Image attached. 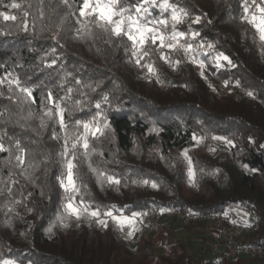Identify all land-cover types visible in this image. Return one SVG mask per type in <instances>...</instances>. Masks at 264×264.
Returning a JSON list of instances; mask_svg holds the SVG:
<instances>
[{"label":"trees","instance_id":"obj_1","mask_svg":"<svg viewBox=\"0 0 264 264\" xmlns=\"http://www.w3.org/2000/svg\"><path fill=\"white\" fill-rule=\"evenodd\" d=\"M11 2L0 4V11L17 17L15 21L0 17V77L11 73L9 79L17 77L30 86L35 103L19 100L18 90L9 93L7 83L0 85V131L7 132L3 139L13 156V141L20 140L26 149L27 170L21 175L10 153L0 152V180L9 181L11 174L16 181L0 183L4 189L0 262L195 264L174 232L158 234V240H172L168 253H163L157 241L145 235L135 247L130 246L113 222L105 227L95 218L82 216L79 221L66 219L67 227L61 224L66 193L58 180L57 161L62 141L52 139V132L62 135V131L52 121L41 128L39 120L49 92L54 101L65 98L61 106L67 109L64 117L69 127L76 120H91L97 112L109 125L104 137L91 145L97 151L91 159L94 167L120 179V185L101 186L86 164L79 165L77 203L82 197L102 213L114 206L119 212H113L127 216L156 208L208 218L244 209L257 222L248 247L264 245V48L255 29L241 19L244 0H170L188 13L177 30L198 32L189 42H204L199 51L208 55L196 57L205 63L202 76L200 68L181 52L162 50L181 60L173 69L152 46L141 64L153 62L159 82L134 63L130 41L109 36L89 23L94 16H79L83 0H70V9L61 0H15L21 4L19 9L3 7ZM121 2L135 5L138 0ZM248 3L252 12L251 0ZM151 11L159 17V9ZM163 15L167 17L168 12ZM197 16L199 22L194 23ZM25 19L27 31L21 26ZM78 20L87 25L79 37ZM89 30L92 35L86 34ZM219 53L232 63L215 61L213 56ZM105 95L108 102L97 109L96 103ZM194 136L202 138L198 145ZM213 137L231 141L230 149L214 155ZM185 150L201 173L198 186L189 184ZM29 162L39 168L28 167ZM142 180L158 187L144 185Z\"/></svg>","mask_w":264,"mask_h":264},{"label":"snow or ice","instance_id":"obj_2","mask_svg":"<svg viewBox=\"0 0 264 264\" xmlns=\"http://www.w3.org/2000/svg\"><path fill=\"white\" fill-rule=\"evenodd\" d=\"M63 5L67 6L69 9L72 7L70 0H61ZM42 3V0H41ZM0 4H3V0H0ZM5 8L19 9L21 4L16 3L15 0L10 4L3 5ZM249 3L248 0H244L243 11L245 15L241 19L251 25L256 33L258 34L259 41L261 42V47L264 48V0H251V7L253 11L249 13ZM159 9V17L153 16L152 9ZM88 9V16H94V20H90L89 23L94 24L102 32H106L109 36L126 38L130 41L129 45L131 54L135 57L134 63L137 66L147 69L148 76H155L159 82V76L154 63L151 61H145L141 64L146 56H149L152 51V46H156V50L159 51V57L164 63L168 64L169 67L175 69L180 63L179 58L173 59L170 54H166L164 49L171 51L181 52L184 57H186L189 62L195 63L201 69V75L203 76V69L205 67L204 60H198L197 55H208L207 52L199 51L205 47V43L202 41H197L194 45L189 42V37L192 40L199 35L196 31H191L190 33L178 31L176 25L181 23L188 13L177 7L175 4L171 3L170 0H138L135 5H129L122 3L121 0H83L82 6L79 10V16H85V10ZM168 12V16L164 17V13ZM29 13L25 11L23 13L24 17H27ZM40 16H43V11L40 9ZM0 17L3 20H13L15 21L17 17L15 15H9L7 12L0 11ZM67 19V16L64 17ZM200 17H196L193 21L194 23L199 22ZM63 20L61 21V24ZM77 23H81V28L77 29V36L79 37L81 32L87 25L83 24L79 20ZM22 29L27 31L28 22L27 20L22 21ZM87 35H92L91 30H89ZM149 45V47H145ZM212 44H207V48L211 49ZM215 61L223 59L231 64V60L224 56L222 53L215 54L213 56ZM55 63V61H53ZM220 66V65H218ZM11 73H6L4 77H0V85L7 83L9 93H13L18 90L21 96L18 97L21 101H28L29 103H35V98L32 95V88L27 85L21 84V81L17 77H11ZM15 85V89L13 88ZM227 86V84H226ZM70 94L72 89H67ZM248 95H252L251 92ZM13 97L10 95L9 99ZM65 98H59L58 101H54L52 93L49 92L46 97V102L42 101L43 109L42 115L39 117L40 127L45 128L48 121H52L54 124H58L62 135H58L55 130L52 132V139H60L61 150L59 151V160L57 161L60 165V174L58 176L59 183L66 193H71L66 197V202L63 208V214L61 216V224L67 227L64 221L68 218H74L79 221L83 216L86 219L96 218L97 222L105 227H107L106 219H100L101 215L104 217L111 218L118 224L123 226L125 223L132 225L133 221L137 217L146 215V213L134 212L131 216H121L114 215L113 211L119 212L113 206L112 210L104 211L103 213L97 207L93 209L90 204L85 203L84 199L81 197L78 203H76V197L80 195V188L77 184L78 179V166L86 164L89 171L96 175L97 182L103 186L107 183L110 186L120 185V179L116 178L115 175L106 174L102 170L93 166L92 156L97 154L95 147L91 146L95 141L99 140L105 135V129L109 127L106 117H102L101 112H97L96 115L91 120H76L73 122L72 127L65 121L64 113L67 110L66 107H62L61 103ZM108 97L105 95L102 101L97 102L95 107L97 109L101 108V103H107ZM52 105V106H49ZM3 115V113H0ZM29 117L33 114L29 112ZM99 118V119H98ZM153 131H158L153 129ZM7 135L6 131H0V152H9L10 159H14L16 167L22 169L21 175H24L27 171L24 168L25 165V154L26 149L22 147L19 139L13 141V146L15 148V155H11L12 149L6 147L3 137ZM197 140V137H193ZM202 139V138H200ZM213 139H223L221 137H213ZM231 144V141H227ZM102 155V153H100ZM184 159L188 164V176L189 182L192 183L195 180V170L192 166V160L188 156L187 150L183 153ZM28 167L33 169H38L39 165L33 162H29ZM247 167L246 165L244 166ZM136 183V181H133ZM0 183H16L12 180L11 174L9 176V181L5 182L0 180ZM140 183L148 185L151 183L152 188H157L158 185L155 182H150L148 180H142ZM4 189H0V194H3ZM9 194H11V187L7 188ZM31 195V193H29ZM163 212L164 209H161ZM51 231V228L49 229ZM129 236L132 235L130 231ZM0 264H13L10 260H4Z\"/></svg>","mask_w":264,"mask_h":264},{"label":"rangeland","instance_id":"obj_3","mask_svg":"<svg viewBox=\"0 0 264 264\" xmlns=\"http://www.w3.org/2000/svg\"><path fill=\"white\" fill-rule=\"evenodd\" d=\"M88 11V9L85 10V15H88ZM249 13H251L250 7ZM223 92L228 93L226 90ZM200 141L197 139L196 144L198 145ZM227 141L224 138L214 139L213 154L217 155L221 150L230 149L231 144ZM195 173V180L192 183L189 182L192 186H198L201 179V173L196 170ZM70 194L66 193L65 202ZM113 214L127 216L122 213L113 212ZM180 214L181 212L174 216L169 211H163V214L157 218L143 215L137 217L132 225L125 223L123 226L108 217L101 216L100 219H106L107 224L113 222L132 247H135L137 240L145 235L157 241L159 251L168 253V245L172 240L170 238L158 240L157 236L160 231L171 233L177 229V233L188 245L190 254L197 259V264L198 262L199 264H264V254L262 257H252L247 252L249 236L257 227L256 219L248 211L239 208L233 211L227 210L223 215L217 216L218 220L209 222ZM130 231L131 236L128 235ZM229 235L235 237L238 245L237 254L230 259L226 250Z\"/></svg>","mask_w":264,"mask_h":264},{"label":"built area","instance_id":"obj_4","mask_svg":"<svg viewBox=\"0 0 264 264\" xmlns=\"http://www.w3.org/2000/svg\"><path fill=\"white\" fill-rule=\"evenodd\" d=\"M169 212L174 216L178 215L180 213V211L177 209H171ZM141 213H146L145 216H150V217H155V218H157L163 214V212L161 210H158L156 208H148L144 211H141ZM180 215L186 216V217H195L196 219H209V220H217L218 219L217 216H210L208 218H204V217H200V216L198 217V216L190 214L188 211L181 212ZM226 250H227V256L229 259L231 257H234L237 254V250H238L237 240L232 235L228 236ZM247 252L252 257H262V255L264 253V245L248 247Z\"/></svg>","mask_w":264,"mask_h":264},{"label":"crops","instance_id":"obj_5","mask_svg":"<svg viewBox=\"0 0 264 264\" xmlns=\"http://www.w3.org/2000/svg\"><path fill=\"white\" fill-rule=\"evenodd\" d=\"M200 220H202V221H207V222H209V221H212V220H209V219H200ZM218 220V219H217ZM172 232H174V233H176L178 236H179V238H181L180 237V235L177 233V229H174ZM182 239V238H181ZM183 240V239H182ZM183 242L185 243V241L183 240ZM171 243H169V245H170ZM168 245V246H169ZM185 245L188 247V245L185 243ZM248 248V247H247ZM189 249V248H188ZM163 253H166V252H163ZM190 253V252H189ZM264 254V253H263ZM191 256H192V254H190ZM192 258L194 259V262H195V264H197L196 262H197V259H195V257H193L192 256ZM227 260H228V258H227ZM14 264H16V263H14ZM198 264H199V262H198Z\"/></svg>","mask_w":264,"mask_h":264}]
</instances>
